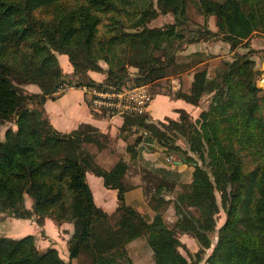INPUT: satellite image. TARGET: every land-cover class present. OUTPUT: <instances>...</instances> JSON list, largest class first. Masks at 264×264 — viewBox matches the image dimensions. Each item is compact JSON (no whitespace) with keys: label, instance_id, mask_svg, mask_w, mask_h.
Returning <instances> with one entry per match:
<instances>
[{"label":"trees","instance_id":"16d2710c","mask_svg":"<svg viewBox=\"0 0 264 264\" xmlns=\"http://www.w3.org/2000/svg\"><path fill=\"white\" fill-rule=\"evenodd\" d=\"M189 1L205 17L217 18V33L198 30L190 38L182 32ZM161 15H172L175 22L150 27ZM263 32L264 0H0V127L13 117L17 126L0 141V214L36 217L40 227L46 219L75 227L69 262L55 248L40 252L36 237L28 235L0 236V264H72L81 255L89 256L91 264H135L129 246L141 238L154 264H191L181 251L186 248L182 235L195 239L203 253L213 249L208 264H264V98L256 51L249 45ZM185 38L182 44L220 39L234 53L213 75L206 67L198 71L188 94L175 95L195 106L209 96L207 108L196 121L180 111V119H168V125L151 122L147 114L129 115L126 123L145 131L128 147L132 158L144 141L195 162L191 153L202 163L192 183L177 194V220L169 226L162 212L168 205L163 186L153 198V220L127 206L123 180L129 165L122 160L110 171L100 168L89 145L101 146L103 135L90 125L62 134L45 117L43 106L64 83L121 88L164 80L177 61L176 42ZM239 48L248 51L239 54ZM160 51L163 56L157 55ZM59 55L69 58L72 75L64 73ZM90 72L106 74L104 82L93 81ZM27 85L42 93L25 94ZM33 102L38 108L29 107ZM179 140L189 152L176 145ZM89 171L118 192L116 213L122 217L116 227L94 201ZM222 211L226 221L218 229Z\"/></svg>","mask_w":264,"mask_h":264},{"label":"crops","instance_id":"0c3cea01","mask_svg":"<svg viewBox=\"0 0 264 264\" xmlns=\"http://www.w3.org/2000/svg\"><path fill=\"white\" fill-rule=\"evenodd\" d=\"M183 18L188 24L194 22V25H192L194 28L191 27L192 30L183 31L190 38L195 36L198 30L218 32L217 18L214 16L205 17L195 3L188 4ZM174 22L175 18L172 15H161L152 21L150 27H162L165 24H173ZM184 29L185 26L182 30ZM186 39L179 41L183 48L176 53L181 65L177 73H168L164 80L159 81L155 93L152 91V87L149 86L154 100L147 115L153 123L164 122L168 119L178 121L180 111H186L192 120H198L201 113L207 108L209 96L204 97L200 104L195 106L183 99L176 98L175 95L180 92L188 94L194 86L195 74L204 67L208 69V75L211 76L221 62L232 60L234 53L231 51L230 44L220 39L182 44ZM194 57H198L200 60L190 67L185 66L190 58L194 59ZM58 59L64 73L72 75L74 70L69 58L66 55H59ZM199 61H203V63H199ZM89 77L96 83H103L105 80L103 73L90 72ZM24 89L33 95L42 93L36 85H27L24 86ZM43 110L50 124L62 134H71L79 130L82 125H90L97 129L105 140L110 141L102 144L100 149L96 144H91L89 145L90 151L96 156V164L106 171L112 170L122 160L129 165L123 180L128 189L125 194L127 206L153 220L157 215L156 208L152 204L153 198L156 196L157 190L163 186L164 190L161 196L168 205L162 212L166 223L172 226L177 220L174 208L176 196L182 188L192 183L195 168L197 165H201L193 154L189 153V156L194 158L195 162L182 156L169 154L168 147H163L158 142L141 141L135 148L136 156L132 158L128 152V147L134 145L145 134V131L141 128L126 126L127 116L107 117L93 112L87 98L79 90L70 91L58 98L48 99L43 106ZM176 145L188 152L190 151L189 145L183 140L177 141ZM120 156L123 157L118 160L117 158ZM112 162H115V164L111 165ZM109 167L110 169H108ZM86 180L92 190L96 205L109 215L115 214L119 207L118 192L107 188L104 179L90 171L87 173ZM9 220L2 222L13 227L11 228L13 230L11 238L21 239L28 235H34L40 243L45 245L46 249H57L62 259L66 262L69 261L68 242L74 235V226L69 224L58 226L50 219H46L43 227L38 226L36 222L31 220H17L14 218ZM43 231L45 238L41 237ZM0 235H2V232H0ZM180 241L184 246H186V241L189 243L194 242L195 246H198L196 240L188 237V235H182ZM130 246L129 249H131ZM132 258L134 263L138 264L137 259L135 261L133 256ZM152 264H154L153 261Z\"/></svg>","mask_w":264,"mask_h":264},{"label":"rangeland","instance_id":"374dc122","mask_svg":"<svg viewBox=\"0 0 264 264\" xmlns=\"http://www.w3.org/2000/svg\"><path fill=\"white\" fill-rule=\"evenodd\" d=\"M192 4H193V2L189 1V5H192ZM124 22H126V27H128V25H130L129 20H125ZM107 23H108V21H105L104 24L100 27L101 31L104 30V26ZM157 24H158V22H157ZM151 25H152V23L149 24V26H151ZM192 25H194V22H192V24L189 23L187 26H185V29L183 31L192 30V28H191V27H193ZM213 41H215V40H213ZM179 44H180L179 42H176V46H175L178 51L183 48V46L181 44L180 45ZM249 45H250V47L253 50L256 51L255 54L253 55V59L256 62V70L259 73H261L260 76L258 77L257 83H261L263 85L264 84V32L259 34V35H256L252 40H250L249 41ZM247 51L248 50L245 49V48L244 49L243 48H239L237 53L245 54V53H247ZM164 53H165V51H160V52L157 53V55L158 56H163ZM198 60H200V59L199 58H194V59L190 58V61H188L185 66H189L190 67L192 64H195V62H198ZM180 66L181 65L179 64V58H178L177 61H175L173 63V65L171 66L170 69H168L167 72L169 74L170 73L171 74L177 73V71L180 69ZM102 67H103L104 70L108 69V66L105 63H102ZM128 68H129V70L132 73H136L137 72L136 70L132 69V67L128 66ZM103 75H105V77H106V74L103 73ZM128 84H132V82H129ZM158 84L159 83L157 82L155 84L149 85L150 87H152V91L154 93L157 92V85ZM260 89L262 90L261 96H262V98H264V90L262 88H260ZM25 94L32 95V94H30V93H28L26 91H25ZM262 101H263V105H264V99H262ZM29 107L32 108V109L38 108L36 106V103H34V102L30 103ZM163 123L168 125L167 120H165ZM9 128H13L14 130L17 129L16 118L15 117H13L11 119V121L7 122L5 125L0 127V141H2L4 139L5 132ZM101 142H102V144H104V143H109L110 141L107 140V139L105 140L103 138ZM98 147H99V149L101 148V146H98ZM89 148H90V146H89ZM121 157H123V156H120L117 159L120 160V159H122ZM114 164H115V162H112L111 165H114ZM200 164L202 165L201 162H200ZM108 169H110V167ZM206 169H208L207 166H206ZM126 179H127V177L125 178V181H126ZM218 200L220 201V197L219 196H218ZM26 206H27L28 209H32L33 208V201L28 196H26ZM121 217H122V213H115V214L111 215V225L116 227L118 225V223L120 222ZM9 219H11V218L10 217H5V215L0 214V232H2V235H0V236L11 238L10 236H11V234H13L12 233L13 230L11 228H13V227L12 226H8V225H6V223L2 222V221H8ZM17 220H21V219H17ZM30 220L32 222H36V217H34L33 219H30ZM225 221H226V214L224 213V211H222L220 213V215L218 216L217 228L218 229L221 228L223 226V224L225 223ZM64 224H69V225L74 226L73 223H61V224H58V226H61V225H64ZM74 230H75V227H74ZM41 237H43V238L46 237L44 231L42 232V236ZM188 237H190V236H188ZM11 239H14V238H11ZM70 240H69V242H70ZM216 240L217 239H215V243H216ZM69 242H68V244H69ZM189 242H190V240H189ZM189 242L186 241V246H185L186 248H182L181 251L189 258L191 264H208V261H209L211 255H212V253H213V249L211 248V249H209L207 251H204V253H203V251L200 249L199 245L195 246L194 242H192V243H189ZM36 244H37V247H38L40 252L44 253V252H46L48 250V249L45 248V245L40 243L37 239H36ZM214 247H215V245H214ZM130 248L131 249H129V255L131 257L133 256L135 261L137 259V263L138 264H152V261L154 263V255L152 253V250L148 246L145 238H142L141 240L136 241L135 243H133L130 246ZM151 256H152V259H151ZM72 264H91V258L89 256H87V255H81L78 259H76L74 262H72Z\"/></svg>","mask_w":264,"mask_h":264},{"label":"built area","instance_id":"2783aa9c","mask_svg":"<svg viewBox=\"0 0 264 264\" xmlns=\"http://www.w3.org/2000/svg\"><path fill=\"white\" fill-rule=\"evenodd\" d=\"M73 90H79L85 95L93 112L107 117L146 115L154 100V96L147 85L103 88L85 83L79 85L64 83L57 88L51 98L61 97ZM168 160L170 161V159Z\"/></svg>","mask_w":264,"mask_h":264},{"label":"water","instance_id":"95a60500","mask_svg":"<svg viewBox=\"0 0 264 264\" xmlns=\"http://www.w3.org/2000/svg\"><path fill=\"white\" fill-rule=\"evenodd\" d=\"M259 87L264 90V84L262 85L261 83H258Z\"/></svg>","mask_w":264,"mask_h":264}]
</instances>
